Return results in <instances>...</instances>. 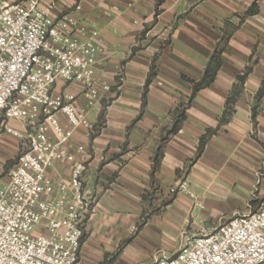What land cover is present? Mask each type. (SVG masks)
<instances>
[{"label":"crops","instance_id":"1","mask_svg":"<svg viewBox=\"0 0 264 264\" xmlns=\"http://www.w3.org/2000/svg\"><path fill=\"white\" fill-rule=\"evenodd\" d=\"M42 3L51 18L73 16L96 55L98 90L61 80L51 89L93 126L91 136L71 135L94 197L77 264H150L200 229L256 210L264 198V0ZM90 91L97 98L88 106ZM8 127L15 135H0L9 141L1 163L24 133ZM183 181L187 190L170 195Z\"/></svg>","mask_w":264,"mask_h":264},{"label":"built area","instance_id":"2","mask_svg":"<svg viewBox=\"0 0 264 264\" xmlns=\"http://www.w3.org/2000/svg\"><path fill=\"white\" fill-rule=\"evenodd\" d=\"M95 64L93 42L73 16L51 18L42 0L0 6V127L10 135L9 122L24 128L4 174L0 162V264L78 263L94 197L83 185L86 164L76 159L71 135L91 136L93 126L71 98L51 89L61 80L98 90ZM87 97L92 105L97 92ZM186 190L183 181L169 194ZM150 264H264V198L255 211L200 229Z\"/></svg>","mask_w":264,"mask_h":264},{"label":"rangeland","instance_id":"3","mask_svg":"<svg viewBox=\"0 0 264 264\" xmlns=\"http://www.w3.org/2000/svg\"><path fill=\"white\" fill-rule=\"evenodd\" d=\"M8 126H10L11 128H13V129H15V130H17V131H21L22 132V129L24 130V128H23V125L22 124H20V123H14V122H9V124H8ZM2 134H5V135H7L6 137H8L9 138V135L8 134H6V133H4V130L0 127V135H2ZM20 139H19V144H20ZM8 144H9V141H8V139L6 140L5 138H1L0 137V150H7L8 149ZM19 149V148H18ZM18 152V151H17ZM17 155V154H16ZM16 155L14 156V158L13 159H15L16 158ZM11 161H12V159L10 160V161H8V162H5V165H4V169H3V172H2V174H4L5 172H7V170L9 169V167L11 166ZM174 245V244H173ZM176 249V248H175Z\"/></svg>","mask_w":264,"mask_h":264},{"label":"trees","instance_id":"4","mask_svg":"<svg viewBox=\"0 0 264 264\" xmlns=\"http://www.w3.org/2000/svg\"><path fill=\"white\" fill-rule=\"evenodd\" d=\"M205 76H206V77H209V79H211L213 75L209 76V72H206V73H205ZM238 80H239L240 82L243 81V80H244V76L239 77ZM204 141H205V137H202V138L200 139V143H199V147H198V153H197V155L200 154V152H201V150H202V147H203V145H204ZM159 156H160V152L157 153L156 158L159 157Z\"/></svg>","mask_w":264,"mask_h":264}]
</instances>
